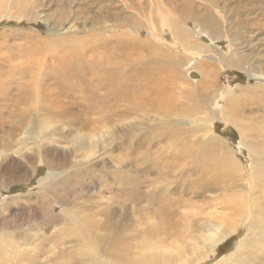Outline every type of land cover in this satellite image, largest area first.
Here are the masks:
<instances>
[{
    "label": "rangeland",
    "instance_id": "rangeland-1",
    "mask_svg": "<svg viewBox=\"0 0 264 264\" xmlns=\"http://www.w3.org/2000/svg\"><path fill=\"white\" fill-rule=\"evenodd\" d=\"M89 41L99 44L81 49ZM125 43L134 48L131 54ZM105 47L112 54L105 68L118 74L119 87L143 84L151 96L161 84L163 94H170L167 112L122 100L93 104L112 107L82 115L96 119L91 132L100 131L103 137L97 147L75 145L71 127L54 121V134L48 144L43 141L42 151L56 156L51 170L58 175L56 184L39 188L50 182L40 157L28 165L21 181L0 183V244H9L1 264H55L69 257L72 264H81L75 259L82 257V243L62 231L65 221L82 220L70 217L77 211L99 222L109 215L112 227L101 225V234L112 231L120 240L124 237L131 254L138 255L135 243L158 240L140 234L158 221L153 203L157 185L163 188L158 197H171L167 211L175 220L185 218L180 220L184 228L187 224L180 244L203 243V233L217 218L237 224L200 264H223L244 238L247 248L236 255L237 264H264L259 252L264 250V0H0V71L13 79L23 64L33 72H56L72 50L100 65L107 62ZM28 73L29 68L23 75ZM48 82L55 103L69 101L54 94L61 79ZM61 109L68 112L67 105L54 106L51 114ZM79 110L73 106L72 115L80 117ZM226 154L238 169L226 164ZM51 189L63 203H55L48 218L54 203ZM237 202L241 214L235 210ZM254 221L259 222L254 230L258 237L247 233ZM163 243L168 246L171 238ZM100 250L107 263L98 264H109L111 247Z\"/></svg>",
    "mask_w": 264,
    "mask_h": 264
},
{
    "label": "bare ground",
    "instance_id": "bare-ground-1",
    "mask_svg": "<svg viewBox=\"0 0 264 264\" xmlns=\"http://www.w3.org/2000/svg\"><path fill=\"white\" fill-rule=\"evenodd\" d=\"M165 16H162L163 23H165L168 19ZM89 42L90 45L85 44L84 46H82L81 49L83 50L93 49V47H95L96 44H99V43H94L93 41H89ZM125 44H126V50L128 47L129 51L131 49L134 51V48L131 47L130 44L128 43ZM136 44L134 43L133 46H136ZM104 49L108 51L106 47ZM72 52L73 55L71 57L68 56L67 57L68 59L61 63L62 68L56 72L50 73L49 71L46 70H35L33 72L30 69V64H23L21 68L17 70L19 71V76L17 77V75L13 74L17 78V79H13L11 76L7 74L9 72L0 71V183L1 184H6L10 180H16V178L17 180L21 181L20 178H25V176L29 173L28 165L35 163L36 159L40 157L41 160L39 161V164H44L46 167H48L47 178L50 179V182H48L47 184L44 183L40 185L39 188L41 189V191H45L47 189L52 188L56 184L57 182L56 177L58 176L56 173L51 171L52 169H54L52 167L55 165L56 156H54L53 158H49L48 156L45 155V151H42L43 148L45 149V144L43 141L46 140L47 142L49 138H52V135L54 134V132L53 134L51 132L52 129L54 128L52 126V123L54 121L57 122L60 120H64V123L67 126L71 127L69 133H72L71 140L74 142L75 145L80 146V148L85 147L87 145H90L91 147H95V146L97 147L99 140H101L103 137H102V132L99 133L100 131L91 132V126L94 125L95 127L96 119L94 118L89 119L83 117L82 115H86V114L89 115L90 113L97 112L98 110L106 112L111 110L112 107L110 105H106L108 108H106L105 106H103L104 108H100L99 106H95L93 104H101L102 102H109L111 104L114 103L116 104L117 101L122 100L124 101L125 105L134 104L137 107L139 106H147L149 108L155 107L157 110H162L163 108H165L164 112H167L166 107L168 105L166 101L168 95L170 94L168 91L167 93L163 94V90H162L163 87L161 88V84H157V86L153 88L151 96L145 94L148 92V90L145 88L143 84L137 86L138 88L133 87L132 89H122L119 87L120 81L116 76L118 74H116L112 70H108L105 68L106 63H112L111 62L112 54L109 53V51L107 52L108 54H106L107 56L105 57V59H107V62L104 63L102 62L100 63V65H96L97 62L93 64V61L91 63L90 60L85 59L82 55H80L82 58H79L80 56H77L78 54H75L74 50H72ZM104 55L105 54H103V56ZM3 66L4 64L0 63V70ZM28 68H29V73L27 75H23ZM251 74L252 73H248L249 76H251ZM25 76L26 79L23 80L22 78H25ZM30 76H33L34 78L32 81L29 80ZM258 76L254 75L255 78H257ZM52 77H54V79H61L60 87L54 91V94L60 96L65 95L69 100L68 102L55 103L56 96H54L52 92L54 88H51V84L48 82V80H50ZM184 81L186 82V84H188L186 80ZM163 84L168 85L167 83H163ZM102 88H105L104 92L100 91ZM63 105H67L68 112H64V110L61 109L60 111L56 112L54 115L51 114L52 107L54 106L60 107ZM73 106L80 108V110L78 111L80 114L82 113L80 117H75L72 115ZM67 115H70L71 117H68ZM61 122L63 121H60V123ZM83 131H86L85 135L82 134ZM58 138L59 135L57 134V139ZM83 138H87V141H82ZM213 143L211 142L210 144L211 147ZM226 155L229 161L226 164L229 163V165H232V167L238 169L239 166L234 161V159L229 154ZM58 172L60 173L59 170ZM33 173H36V167L35 169H33ZM69 176L70 175L67 172L66 177ZM41 181L42 180H40V182ZM79 182L80 184L83 183V181H79ZM154 188L155 189L153 191V198L155 200L153 203L156 204L157 206L155 208V211L158 213L157 214L158 221L157 222L152 221L150 226L149 227L146 226L141 231L140 234L142 236H146V238L158 237L157 241L148 240L144 244H141L140 242H138L139 244L135 243L134 246L136 247L139 246L138 255L136 256L132 255L131 254L132 250L128 249V246L123 241L124 237L122 240H120V236L112 235V231L101 234V229L103 228L105 229V227L106 229L112 227L111 224L106 221V219L109 218V215L105 216L104 221L99 222L94 217L93 219L89 214L83 216L81 215L82 213L79 214L77 211V213L73 215L69 214L70 217L74 219L80 216L82 220L65 221V224L62 226V231L65 234L73 235L77 241L82 243V246L80 247V249L82 250L81 251L82 257L80 260L79 259H75V260H78V262L81 264H85V263L98 264L100 261L103 263H107L106 258L102 259V254L100 256L99 253L101 252V250L99 251V249L103 247L106 248L111 247L112 253L110 254V258L108 259L111 260L109 261V264H172L173 262H175L173 264H200L207 259L209 253L212 252L214 246L217 243L221 242L224 239V237L235 232L237 224L236 223L234 224V222L232 221H228L224 217H220L217 218L216 221L210 222V227H208L203 233L204 234L202 236L203 243L200 242V245H198L195 242H189V243L184 242L183 244H180L179 242L180 236L183 234V231L187 229L186 228L187 224L185 228L184 225H182L183 226L182 227L181 226L182 221L180 222V220L185 218H182L180 220H175L173 218V214L167 211V208L170 207L172 204L170 200L171 197L169 198L167 194H164L163 199H161V197H158L159 196L158 193L162 192L163 188L160 185H157V187ZM69 192L70 191H68L67 194H69ZM55 195L56 194L51 189V198L52 197L54 198L53 201L54 203L49 205L51 209L47 215L48 218L51 217L52 214L51 212L53 211L54 204L59 202L63 203L62 199L60 198L61 196L55 197ZM235 205H236L235 210L240 214L243 213L242 205L238 204V202ZM243 221L247 222L246 218L243 219ZM103 224L105 227L101 226ZM258 225H259L258 221L250 222L247 225L246 227L247 233L250 234V237L251 234H254L256 237L259 236V234L254 231L258 227ZM114 230L115 229H113V231ZM113 233H118V232H113ZM166 238L167 239L171 238V243L168 244V246L164 245L163 243V241ZM114 242L115 245L114 247H112V243ZM1 243L3 244H0V255H3V251H4L3 249L5 248L9 249V246H7L9 244L7 243V241L5 243L4 242ZM247 244H248V238L242 239L238 243V246L236 247L234 253H231L228 256H226L227 257L226 260L222 263L237 264L238 257H236V255L242 252L243 250H245L247 248ZM66 252L67 251H63L59 255L62 254L65 255ZM259 252L264 253V250H260ZM5 253L7 254V257L8 255H10V251H6ZM74 253L79 254L80 252H74ZM17 255L18 257H20L19 254ZM256 257L257 254L255 257L252 258V262L255 260ZM9 258H10L9 260L11 261V257ZM135 259L138 260L135 262L134 261ZM72 262H73L72 257H69V259L66 261L64 260V258H60L56 261L55 264H72Z\"/></svg>",
    "mask_w": 264,
    "mask_h": 264
},
{
    "label": "trees",
    "instance_id": "trees-1",
    "mask_svg": "<svg viewBox=\"0 0 264 264\" xmlns=\"http://www.w3.org/2000/svg\"><path fill=\"white\" fill-rule=\"evenodd\" d=\"M236 75H238L240 81L244 80V78L241 76V74L237 73Z\"/></svg>",
    "mask_w": 264,
    "mask_h": 264
}]
</instances>
